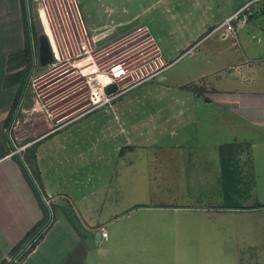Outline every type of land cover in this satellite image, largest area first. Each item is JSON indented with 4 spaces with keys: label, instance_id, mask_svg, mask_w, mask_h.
<instances>
[{
    "label": "crops",
    "instance_id": "crops-1",
    "mask_svg": "<svg viewBox=\"0 0 264 264\" xmlns=\"http://www.w3.org/2000/svg\"><path fill=\"white\" fill-rule=\"evenodd\" d=\"M22 12V0H0V264H9L35 235L11 264H264V55L253 57L239 49L237 34L216 31L223 20L208 28L213 22L205 18L200 32L172 40L165 51L169 57L221 32L202 58L205 70L181 77L172 73L167 82L170 89L192 92L174 101L190 104L189 117L210 142L128 145L129 152L120 142L114 148L118 159L111 163L104 162V150L111 155L108 142L124 129L112 133L90 126L83 139L76 138L75 148L92 152V164L95 148L103 149L93 173L96 167L114 168L112 176H98L95 184L90 172L79 179L76 166H68L65 175L58 164L44 169L40 157L48 151L41 144L62 127L20 147L12 144V152L3 142L18 92L9 67L25 49ZM185 27L179 21L177 29ZM145 29L162 54L160 32ZM166 79L162 75L159 81ZM98 131L106 132L102 142L93 137Z\"/></svg>",
    "mask_w": 264,
    "mask_h": 264
},
{
    "label": "rangeland",
    "instance_id": "rangeland-1",
    "mask_svg": "<svg viewBox=\"0 0 264 264\" xmlns=\"http://www.w3.org/2000/svg\"><path fill=\"white\" fill-rule=\"evenodd\" d=\"M77 1L80 8L76 0H22L23 4L25 2V12L22 13L24 17L30 18L31 36L28 39V34L26 35L24 31L25 39L21 40V44L24 42L25 48L29 47L30 58L28 59L23 50L11 60L9 71H13V74L9 77L18 83L15 99L19 98V103L5 121L2 132L3 142L9 145L12 152L15 143L20 147L41 132L62 127V131L43 141L40 147L48 151L40 157L44 169L54 170L58 164L62 175L67 173L70 165L76 166L75 169L80 171L79 179L85 180L89 177L86 173L90 172L95 184L98 183L99 177L113 175L114 168L110 166L100 168L95 166V172H92L97 156L103 153L101 147L95 148L92 164V152L80 146L77 150L74 146L76 138L83 139L87 135L84 133L85 130L90 126H98L106 132L110 129L112 133L124 129L123 133L112 136L109 140L111 155H108L107 147L104 150V162L111 163L118 159L114 148L120 142L127 145L128 152L130 151L128 145H139L135 148L138 149L140 146L154 143L165 145L177 141L193 144L210 142L202 131L197 130L193 117H189L194 111L190 104L174 101L176 95L192 97V92L188 87L184 88L185 91L170 89L167 82L172 73L181 77L183 73L191 74L199 69L205 70L206 63L202 58L211 44L212 49L216 46L221 32L205 43H199L191 53H186L177 60L164 72L163 75L167 77L165 81L150 80L126 93L113 105L111 114L107 115L99 110L93 115L74 121L69 118L70 114L75 112L78 114L77 111L83 110L85 105L84 90L80 91L83 81L80 78L81 68L87 69L90 65L96 66L97 63L100 68L108 69L118 62L131 68L151 56L153 50L149 46L142 24L151 35L160 32L162 38L158 39V45L162 56L168 62L174 61L184 54L189 46L177 55L169 57L165 51L172 45V40L183 41L188 38L189 33L200 32L199 27H202L201 22L205 18L208 19L207 23L213 22L208 28L211 25H218L231 11L234 12L247 2L246 6H243L247 9L233 22L240 41L239 49L242 48L253 57L264 55V2L261 1L199 0L203 4L201 6L197 0ZM80 9L88 32L82 21ZM134 14H139L138 18L128 21ZM243 19H246L245 23ZM179 21L186 22L183 30L177 29ZM43 32L49 35L57 56L54 62L47 65H41L39 62L38 38ZM204 33V31L200 33L199 37L201 38ZM193 43L195 42H191ZM219 43L225 45L223 42ZM18 44L16 40V48ZM83 45L86 47L83 48ZM192 80L194 78L189 81ZM109 117L111 121L108 120ZM171 130L175 133H171ZM96 133L94 139L98 138V141L102 142L104 132ZM182 133L185 134L184 137ZM86 190L88 189L85 188L83 192Z\"/></svg>",
    "mask_w": 264,
    "mask_h": 264
},
{
    "label": "built area",
    "instance_id": "built-area-1",
    "mask_svg": "<svg viewBox=\"0 0 264 264\" xmlns=\"http://www.w3.org/2000/svg\"><path fill=\"white\" fill-rule=\"evenodd\" d=\"M76 4L79 7V3L77 0ZM244 7H242L238 12H236L232 16L225 19L222 24L218 25L215 28V30L218 31L221 29H225L227 33L235 35L236 26L233 22L234 20L238 19L239 15L247 9H245ZM81 18L86 28V32H88L82 14ZM242 21L243 23H245L246 19H243ZM142 29L144 30V34L148 38L151 50H153L151 56L146 60L139 62L131 68H128L129 65H124L120 62L113 64L108 69L100 68L97 63L95 64L96 66L90 65L87 69L81 68L82 76H80V78H82L83 81H81L82 86L80 85V91L84 90L83 92L85 98V105L83 107V110L77 111L78 114L76 112L70 114L69 118L71 119V121L82 118L84 116L89 115L90 113L99 110L109 113V111L113 108L114 103L120 98H122L126 93L136 89L137 87L143 85L144 83L150 80L160 79L164 72L169 69L174 63H176L177 60H179L186 53H191L193 49L197 46L196 44L191 46L190 48H188V50L185 51L184 54H181L176 60L168 62L159 52L158 48L156 47L154 42H152L149 35H147V30L145 29V26H142ZM47 36L54 56V60L52 62H54L57 57L56 49L53 43L51 42L48 34ZM85 47L86 46L83 45V48ZM142 51L143 50H141V52ZM112 84H116L117 87L114 91L110 92L108 91V87ZM103 236L107 238V231L103 232Z\"/></svg>",
    "mask_w": 264,
    "mask_h": 264
},
{
    "label": "water",
    "instance_id": "water-1",
    "mask_svg": "<svg viewBox=\"0 0 264 264\" xmlns=\"http://www.w3.org/2000/svg\"><path fill=\"white\" fill-rule=\"evenodd\" d=\"M38 41H39V46H38L39 62L41 65H47L54 60L52 48L50 46V42L47 34L45 32L41 33L39 35ZM116 87H117L116 84H112L108 87V91L112 92L116 89ZM51 218H52V212L50 211L49 220H51ZM37 236L38 235H35L30 241H28L27 244L15 255V257L12 259V261L9 264L13 263L18 258V256L21 255L27 249V247L31 245V243ZM96 236L97 238L101 237V233L97 232Z\"/></svg>",
    "mask_w": 264,
    "mask_h": 264
},
{
    "label": "trees",
    "instance_id": "trees-1",
    "mask_svg": "<svg viewBox=\"0 0 264 264\" xmlns=\"http://www.w3.org/2000/svg\"><path fill=\"white\" fill-rule=\"evenodd\" d=\"M22 10H24L23 12H25V2H24V4L22 3ZM28 16H29V14H28ZM24 30H25V33H26V35L28 34V39H30L29 37L31 36V26H30V21H29V18H26V16L24 17ZM25 50V53H26V55H27V57H28V59L30 58V52H29V47H27V48H25L24 49ZM18 103H19V98H17V99H15V102H14V104H13V109H15V107L18 105ZM34 237V236H33ZM32 237V238H33ZM31 238V239H32ZM30 239V240H31ZM35 240V239H34ZM33 240V241H34Z\"/></svg>",
    "mask_w": 264,
    "mask_h": 264
}]
</instances>
